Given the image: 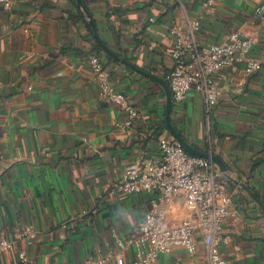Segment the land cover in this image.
I'll return each instance as SVG.
<instances>
[{"label": "crops", "instance_id": "1", "mask_svg": "<svg viewBox=\"0 0 264 264\" xmlns=\"http://www.w3.org/2000/svg\"><path fill=\"white\" fill-rule=\"evenodd\" d=\"M206 1L81 0L103 45L166 83L174 66L172 25L199 20L200 45L220 44L238 31L254 39L249 55L260 71L244 76L224 68L215 75L221 94L214 108L206 112L202 96L190 91L182 103L172 102L170 121L256 199L225 179L233 207L222 225L229 239L223 256L229 264H264V13L254 16L264 0H212L205 7ZM88 26L76 0L0 7V236L12 243L0 264H82L118 254L115 239L134 234L154 196L111 197L108 189L127 168L158 158L159 139L173 138L165 126V91L98 53ZM92 56L137 110L130 126L119 106L98 98ZM184 217L180 196L168 224ZM27 230L35 235L30 244L19 237ZM123 254L124 264H132L133 249ZM156 264H208L207 251L198 240L196 254L175 248Z\"/></svg>", "mask_w": 264, "mask_h": 264}, {"label": "built area", "instance_id": "2", "mask_svg": "<svg viewBox=\"0 0 264 264\" xmlns=\"http://www.w3.org/2000/svg\"><path fill=\"white\" fill-rule=\"evenodd\" d=\"M207 0L205 7L212 6ZM16 0H0V7L11 11ZM264 13V6L254 11L255 17ZM199 20H186L182 25L174 24L170 29L173 38L171 57L174 66L167 75L171 101L182 103L190 91L201 95L206 112L217 105L221 94L215 75L224 68L232 73L252 76L261 70V63L249 54L254 39L242 32H232L220 44L200 45L195 35L200 31ZM24 32L30 35L27 29ZM89 65L98 86V98L119 106L127 115L130 126L138 112L124 94L114 89L106 67L97 56L89 59ZM242 93V87L237 88ZM159 157L127 168L119 181L110 185L108 195L119 197L149 193V209L134 234L123 240L116 238L121 250L105 256L90 257L82 264H106L115 258L116 264H124L123 251L133 249L132 264H156L162 255L170 254L175 248H183L188 254L197 252L198 240L205 246L208 264H229L221 247L228 244L223 235V221L233 207V198L219 169L210 161L188 154L173 138L159 139ZM183 197L185 217L173 225L168 224L171 207L178 197ZM19 237L28 244L35 237L30 230ZM12 246L0 236V255ZM25 261L24 255L20 256Z\"/></svg>", "mask_w": 264, "mask_h": 264}, {"label": "water", "instance_id": "3", "mask_svg": "<svg viewBox=\"0 0 264 264\" xmlns=\"http://www.w3.org/2000/svg\"><path fill=\"white\" fill-rule=\"evenodd\" d=\"M76 4L78 9L81 11L82 16L88 20V24L91 27V31L92 34L95 38V40L101 44V48L103 50V52L109 56L110 58L116 60L117 62L122 63L123 65L129 66L131 68H134L131 64H129L128 62H126L125 60L121 59L119 56H117L114 52H112L107 46L102 45L95 29H94V25L92 23V21L89 20V15L84 7V5L82 4L81 0H76ZM135 69V68H134ZM138 73L142 74L143 76H145L146 78H149L150 80H153L154 82L159 83L166 94V99H167V103H166V109H165V126L168 130V132L171 134V136L173 137V139L190 155L193 156H197V157H201L203 159H206L208 161H210L212 164H214L219 171L222 173L223 177L231 182L232 184L236 185L238 188H241L242 190H244L247 194H249L254 200H256L254 198V196L252 195V193L250 192V190L246 187L245 184L239 182L238 180L232 178L229 174H227V168L225 166V164L216 156L211 155L208 152H203L200 150L195 149L194 147H192L190 144H188L181 136L180 134L175 130V128L173 127L171 121H170V113H171V106H172V101H171V95H170V91H169V87L167 85V83L160 79L157 78L156 76L149 74L147 72H144L142 70H138L135 69ZM262 210L264 212V208L262 207Z\"/></svg>", "mask_w": 264, "mask_h": 264}, {"label": "trees", "instance_id": "4", "mask_svg": "<svg viewBox=\"0 0 264 264\" xmlns=\"http://www.w3.org/2000/svg\"><path fill=\"white\" fill-rule=\"evenodd\" d=\"M90 26H88V30L90 31ZM98 43V42H97ZM103 45V44H102ZM96 51L98 52V53H101L102 52V48H101V44H97L96 45ZM109 60H110V58H109ZM227 185H228V183H227ZM228 188H229V186H228Z\"/></svg>", "mask_w": 264, "mask_h": 264}]
</instances>
